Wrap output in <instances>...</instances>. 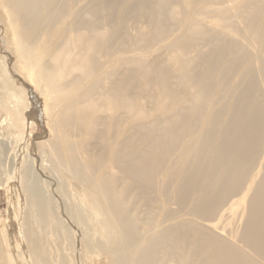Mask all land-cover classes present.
Masks as SVG:
<instances>
[{"label": "bare ground", "instance_id": "obj_1", "mask_svg": "<svg viewBox=\"0 0 264 264\" xmlns=\"http://www.w3.org/2000/svg\"><path fill=\"white\" fill-rule=\"evenodd\" d=\"M124 1L0 0L16 64L55 119V159L100 194L105 231L117 232L115 263L189 264L192 256L200 264H264V0H181L174 53L111 65L110 46L137 44L118 28L99 29L120 21ZM173 1L137 0L156 18L151 38L170 26ZM146 87L160 113L143 122L138 91ZM17 107L11 128L23 115ZM33 176L26 191L47 222L52 211ZM137 200L145 201L141 210ZM171 201L199 220L222 216L228 203L227 226L235 220L240 228L224 236L211 228L216 222L191 223Z\"/></svg>", "mask_w": 264, "mask_h": 264}, {"label": "rangeland", "instance_id": "obj_2", "mask_svg": "<svg viewBox=\"0 0 264 264\" xmlns=\"http://www.w3.org/2000/svg\"><path fill=\"white\" fill-rule=\"evenodd\" d=\"M200 1L196 0L195 4L199 5ZM170 8L174 10L170 11V16L166 15L170 26L161 36L151 38L154 30L153 20L156 18L149 17L147 6L143 7L144 14L140 12L137 0H125L123 8L120 9L123 10L120 21L114 26L107 21L106 28L99 29L110 33L118 28L124 34L135 36L137 44L133 45L134 42H131L122 47L110 46L105 58L107 64L115 65L114 60L117 57L126 60L131 55L142 56L146 62H153L156 59H167L174 53L178 47L175 45V38L184 27L183 24L175 22L180 21L185 13L181 0L173 1ZM5 22L6 16L0 5V263L44 264L43 258L46 257L47 264H81V259L84 264H117L114 262L113 251L117 232L108 234L105 231L103 220L107 210L100 194L91 184L73 175L55 159L57 157L54 155L52 144L55 119L50 108L48 113L44 109L46 95L16 64L15 45ZM102 52L99 51L100 59ZM2 70H5L3 75ZM20 90L24 92L21 93ZM129 90L130 87H127L126 93ZM152 90L154 91L152 87H146L138 91L143 122L152 120L160 113L153 107L154 99H150ZM49 100L52 101L53 98ZM16 107L19 110L23 107V115H19V121H15L19 122V126L11 128L10 125L14 124L11 119L14 121V117L10 115ZM21 116L25 118V125L20 119ZM24 163L27 174L22 175ZM34 173L40 180L38 185L43 198L46 199L47 208L52 211L49 212L50 221L43 223L40 222L36 206L31 205V194L26 191V183L33 181ZM63 188L70 196L73 216L68 212L64 201ZM144 203V200H137V209L141 210ZM227 205L228 203L220 209L222 216L216 213L214 219L210 220H199L191 214L188 206L178 212L179 206L175 201H171L169 206L180 214L186 211L191 223L204 222L213 225L216 222L211 228L228 237V228H235L237 225L240 228V223L232 220L227 226L228 216L224 210ZM26 228L32 236L30 245L24 234ZM34 238H38L40 244H37ZM190 260L189 264H200L199 260L192 256ZM168 263L175 264L173 261Z\"/></svg>", "mask_w": 264, "mask_h": 264}]
</instances>
